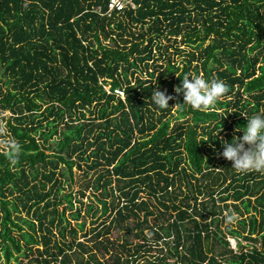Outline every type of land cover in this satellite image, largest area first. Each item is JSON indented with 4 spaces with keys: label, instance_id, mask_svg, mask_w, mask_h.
Wrapping results in <instances>:
<instances>
[{
    "label": "trees",
    "instance_id": "16d2710c",
    "mask_svg": "<svg viewBox=\"0 0 264 264\" xmlns=\"http://www.w3.org/2000/svg\"><path fill=\"white\" fill-rule=\"evenodd\" d=\"M108 1L0 0V264H264V173L219 155L240 113L264 114V0H132L111 17ZM188 73L228 92L181 108ZM157 86L170 108L150 103Z\"/></svg>",
    "mask_w": 264,
    "mask_h": 264
},
{
    "label": "clouds",
    "instance_id": "9594fccd",
    "mask_svg": "<svg viewBox=\"0 0 264 264\" xmlns=\"http://www.w3.org/2000/svg\"><path fill=\"white\" fill-rule=\"evenodd\" d=\"M173 91L176 96L182 95L183 100L182 103L175 105L202 110L214 106L218 99L228 92V87L220 79L209 80L203 76L188 73L180 78V83L174 86ZM176 96L168 94L166 90L161 91L157 86L151 92L150 103L154 109L164 110L170 108L168 102L175 100ZM240 114L246 116V123L240 128L236 127L234 132L242 133V135H233L230 140L221 139L222 151L219 155L231 161V168L238 173L251 171L264 173V114L253 116H248L246 113ZM17 148V145H13L10 159L14 158Z\"/></svg>",
    "mask_w": 264,
    "mask_h": 264
},
{
    "label": "rangeland",
    "instance_id": "374dc122",
    "mask_svg": "<svg viewBox=\"0 0 264 264\" xmlns=\"http://www.w3.org/2000/svg\"><path fill=\"white\" fill-rule=\"evenodd\" d=\"M100 39L102 41V44L103 45H106V46H109V47H115L117 44H118V39H117V43L115 44L114 41L115 39L113 38H105V36L103 34L100 35ZM123 42L120 41V44H122ZM209 42H206L205 44L207 45ZM182 48H185L184 46ZM185 56H179L178 60L182 61ZM3 73V68L0 69V90H2L3 92H6L7 88L5 86V75L2 74ZM202 76V74L200 75ZM132 81H134V77L132 78ZM13 84H11L9 86L10 89H13ZM122 96V95H121ZM122 98H124V96H122ZM244 98H249V96L245 95ZM227 100H230L231 98H226ZM11 113L10 111H2L1 108H0V151L4 149V147H6L7 144L11 143V138H10V130L8 128V123L10 122L11 120ZM45 115V114H43ZM37 121H42L43 122V125L46 124V122L41 118V117H38L36 118ZM49 121L51 120V118L48 119ZM12 122V121H11ZM45 123V124H44ZM64 124H61L58 126V130L60 131L62 129ZM44 130V129H42ZM47 131V130H46ZM224 135H220V139L223 138ZM36 139H39V134H36L35 135ZM55 143V137H51V139L48 141V143L44 144V146H50L51 143ZM53 143V147L55 146V144ZM44 148V147H42ZM47 154H50V151H47ZM82 163V167H83V170H85L84 168L85 167V163L84 162H81ZM73 182L72 184L70 182H67L65 187L67 188L66 189V192L68 191H72L74 194H77L82 185L81 183L85 180V174L83 173V171L79 170L77 167H74L73 168ZM71 184V185H70ZM88 195V193H87ZM84 201H86L84 199ZM229 203H233V201H230ZM77 206V205H76ZM23 217H26L28 219H32L30 215H27L26 213L22 214ZM67 216H68V213H67ZM70 220V218H68ZM88 223V221H87ZM72 224L74 225V222H72ZM227 223L224 222L222 225H221V229L224 230V228L226 227ZM233 226L235 228L238 229L237 225L234 223ZM79 237L81 238L82 235L79 234ZM71 239V238H70ZM84 239H81V241H83ZM230 241V244H231V247L235 250H237V242L235 240H229ZM163 246H161L160 249H162ZM35 248H40L42 249V247H35ZM160 251V250H159ZM159 251H153L150 255L151 256H157L159 254ZM19 258V264H29V260L30 258H35L34 256H30L28 258L26 257H18ZM141 261H144V260H141ZM3 260L1 261V264ZM32 262V261H31ZM10 264H17L15 263L14 261L11 262ZM140 264H145V262H141Z\"/></svg>",
    "mask_w": 264,
    "mask_h": 264
},
{
    "label": "built area",
    "instance_id": "2783aa9c",
    "mask_svg": "<svg viewBox=\"0 0 264 264\" xmlns=\"http://www.w3.org/2000/svg\"><path fill=\"white\" fill-rule=\"evenodd\" d=\"M128 7L136 8L132 0H109L105 15L111 17L113 13L121 14Z\"/></svg>",
    "mask_w": 264,
    "mask_h": 264
}]
</instances>
